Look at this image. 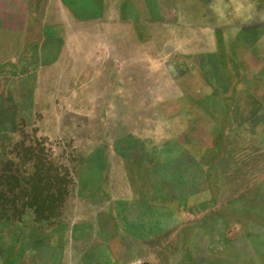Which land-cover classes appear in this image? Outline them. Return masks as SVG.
Instances as JSON below:
<instances>
[{"label": "rangeland", "instance_id": "1", "mask_svg": "<svg viewBox=\"0 0 264 264\" xmlns=\"http://www.w3.org/2000/svg\"><path fill=\"white\" fill-rule=\"evenodd\" d=\"M264 264V0H0V264Z\"/></svg>", "mask_w": 264, "mask_h": 264}, {"label": "crops", "instance_id": "2", "mask_svg": "<svg viewBox=\"0 0 264 264\" xmlns=\"http://www.w3.org/2000/svg\"><path fill=\"white\" fill-rule=\"evenodd\" d=\"M97 239L81 242L77 232L72 230V264H120L119 260L107 252L97 251L93 245Z\"/></svg>", "mask_w": 264, "mask_h": 264}]
</instances>
